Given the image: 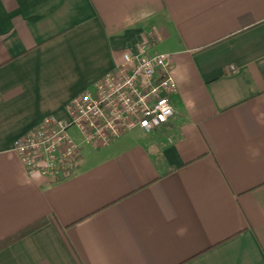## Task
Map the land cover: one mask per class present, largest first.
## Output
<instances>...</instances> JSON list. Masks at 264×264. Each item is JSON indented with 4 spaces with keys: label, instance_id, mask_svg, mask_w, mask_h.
<instances>
[{
    "label": "crops",
    "instance_id": "0c3cea01",
    "mask_svg": "<svg viewBox=\"0 0 264 264\" xmlns=\"http://www.w3.org/2000/svg\"><path fill=\"white\" fill-rule=\"evenodd\" d=\"M141 40L170 120L29 173L15 141ZM41 221L0 264H264V0H0V243Z\"/></svg>",
    "mask_w": 264,
    "mask_h": 264
},
{
    "label": "built area",
    "instance_id": "2783aa9c",
    "mask_svg": "<svg viewBox=\"0 0 264 264\" xmlns=\"http://www.w3.org/2000/svg\"><path fill=\"white\" fill-rule=\"evenodd\" d=\"M149 47L141 40L123 53L115 71L69 104L68 121L44 119L15 141L14 151L29 173L55 181L73 174L79 145L69 135L71 129L84 143L103 148L128 132L149 134L170 120V99L177 92L170 57L149 54Z\"/></svg>",
    "mask_w": 264,
    "mask_h": 264
},
{
    "label": "trees",
    "instance_id": "16d2710c",
    "mask_svg": "<svg viewBox=\"0 0 264 264\" xmlns=\"http://www.w3.org/2000/svg\"><path fill=\"white\" fill-rule=\"evenodd\" d=\"M44 224H45L44 221L38 222V223H36L35 225H33V226H31V227H29V228H27V229L21 231L20 233H18V234L15 235L14 237H12V238H10V239H8V240H6V241L0 243V250H1L2 248H4L5 246L9 245L10 243H12L13 241L18 240V239H20V238H23L24 236L30 234V233L33 232L34 230H36V229L40 228L41 226H43Z\"/></svg>",
    "mask_w": 264,
    "mask_h": 264
},
{
    "label": "rangeland",
    "instance_id": "374dc122",
    "mask_svg": "<svg viewBox=\"0 0 264 264\" xmlns=\"http://www.w3.org/2000/svg\"><path fill=\"white\" fill-rule=\"evenodd\" d=\"M136 133V132H135ZM137 134H138V132H137ZM69 135L72 137V138H74V139H76L77 140V137L79 136L77 133H76V131L74 130V129H71L70 130V133H69ZM81 138V137H80ZM82 140V139H81ZM80 140V141H81ZM79 141V140H78ZM83 142V141H82Z\"/></svg>",
    "mask_w": 264,
    "mask_h": 264
}]
</instances>
